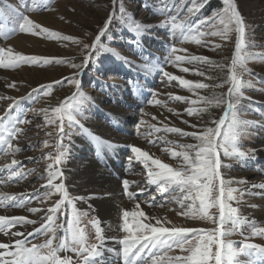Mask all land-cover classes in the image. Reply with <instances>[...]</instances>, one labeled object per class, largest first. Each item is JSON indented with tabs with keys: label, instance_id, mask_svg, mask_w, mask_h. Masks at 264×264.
Masks as SVG:
<instances>
[{
	"label": "snow or ice",
	"instance_id": "6c2138e0",
	"mask_svg": "<svg viewBox=\"0 0 264 264\" xmlns=\"http://www.w3.org/2000/svg\"><path fill=\"white\" fill-rule=\"evenodd\" d=\"M32 4L33 7L28 11L51 10L50 0H32ZM207 4L208 0H158L157 10L166 18L158 24H145L128 16L126 8L119 3V0H112L113 10L102 21L91 43L53 31L20 12H17L18 23L9 31H5V25L0 24V34L5 39L9 38L10 34L18 32L71 42L80 46L82 58V62L77 64L68 58L25 55L18 51L14 52L11 47L0 48V68L3 69H16L22 65L43 67L49 64H68L76 70L71 76H65L48 84H40L28 94L29 99L34 97L38 101L42 96L51 95L56 87L64 84L75 89L70 97L51 108V114L49 108L40 110L44 114L46 125L56 126L55 151L48 153V158L53 160V164L48 165L46 176L39 177L41 180H46V183L41 185L44 189L43 193L0 192V208H23L31 214L43 213L39 217L40 226L28 233L13 229L18 226L35 225L37 220L23 215L0 214V233L8 238V242H0V264H105L104 251H114V249H106V243L111 238L105 236L98 218L89 220L95 229L96 241L89 243L86 226H82V218L88 216V212H81L75 203L77 199L83 200L84 197L70 196L64 182V171L59 166L70 154V147H65L66 138L69 141L71 139L65 132V122L72 127H78L81 131L85 130L84 125L77 118L80 116L81 106L91 101L90 97L80 91L83 70L90 61L97 60L102 52L111 53L125 63H130L118 52L102 44V38L106 36L117 18L123 26L135 34L136 40L154 28L168 30L175 42L167 48L163 64L147 61L143 69L149 74L158 71L165 78L166 85L175 82L176 86L195 95V99H192L170 92L167 93L168 100H162L158 92L151 91L144 97L147 103L161 107H166L169 101L186 104L183 113L167 108L169 113L177 117L186 114L188 117L200 118L201 113L213 107L223 110L219 118L201 126L183 119L182 123L188 125L191 131L170 126L158 120L156 116H151V120L157 123H150L145 119L150 116L149 113L143 110L138 113L139 125L148 128L144 133L148 143L153 146L158 142L163 143L165 147L161 151L167 153L174 163L164 162L154 153L139 146H128L130 154L126 171L131 170L133 165H138L144 175L142 181L122 179V193L130 200H136L145 192L149 195L143 201L137 200L130 210L124 209L120 212L118 231L121 235L114 241L120 246L116 250L120 264H257L258 261L264 264V245L249 242L252 237L264 238V227H258L254 220L240 213L238 206H233L234 202L236 205L243 202L245 195L264 199V182L249 184L246 180L226 179L222 172L224 167L230 166L223 163L224 158L254 157L255 150L241 148L240 138L249 126V122L242 120L239 113L242 100L251 99L244 95V89L250 86V81L243 78L244 74L249 72L247 64L256 58L264 60V53L253 54L249 51L253 42L236 0H222L220 8L207 16L200 15ZM4 8L11 9V6L5 3ZM0 16H3V9H0ZM233 34H235L234 51L229 63H217L207 56L194 55L182 46L185 43H193L215 51L223 47V42L232 40ZM210 38H218L220 43ZM177 44L180 46L178 47ZM167 65L176 67L182 73L191 72L205 77L206 80H212L213 77L206 76L205 72L189 66L215 65L224 70L225 75L222 82L209 84L166 71ZM225 86L227 92H213L211 96L199 94V90L202 89H217ZM7 87L15 89L17 83L13 81ZM4 99L11 102L3 114H0V155L9 156L11 160L0 168V186L19 183L35 171V169H26L24 164L15 158L16 154L22 151L19 142L24 138L26 131L24 126L32 124V120L26 117L21 108V101L25 97L19 99L0 97V100ZM14 109H17L15 113ZM36 127L40 128L42 125L37 124ZM160 133L187 137L193 142L174 143L167 139V135ZM46 135L51 137L53 133L48 132ZM91 139L97 143L98 150L111 147L105 145L99 137L91 136ZM43 143L45 147L49 146L48 140ZM28 147L36 146L29 144ZM233 184L244 187L236 188ZM256 189L259 191H254ZM55 196L59 198L50 206L43 207ZM34 200L40 206H31ZM141 203L149 207H165L167 204L176 203L178 209L174 211L177 215L191 221L209 222L213 227H188L175 224L167 217L149 215L141 207ZM69 206L70 217L65 223L63 217L69 213ZM250 206L257 207V205ZM246 226L249 230L247 235L243 231ZM58 230L63 231L62 237H57ZM237 232L244 237L239 242V246L229 239ZM36 236L48 238L40 244L28 240V237ZM61 252L74 253L78 259L74 261L72 256L68 255L61 257ZM242 256L247 257V261L241 260Z\"/></svg>",
	"mask_w": 264,
	"mask_h": 264
},
{
	"label": "rangeland",
	"instance_id": "374dc122",
	"mask_svg": "<svg viewBox=\"0 0 264 264\" xmlns=\"http://www.w3.org/2000/svg\"><path fill=\"white\" fill-rule=\"evenodd\" d=\"M236 2L245 18L248 34L253 42L249 51L253 54L264 53V0H236ZM5 3L10 5L11 9L4 8ZM119 3L124 5L128 16L140 23L158 24L166 18L157 10L158 0H119ZM221 6L222 0H208L206 8L200 15L207 16ZM32 7V0H3L0 2V9H3L0 24L5 25V31H9L18 23L17 12H20L53 31L78 37L86 43H91L102 21L113 10L112 0H50L51 10L28 11ZM210 39L220 43L218 38ZM174 42L168 30L161 28L151 29L139 40H136L135 34L123 26L117 18L110 26L106 36L102 38V44L118 52L130 63H125L124 60L118 59L111 53L104 52L100 54L97 60L90 61L83 70L80 91L90 97L91 101L81 106L80 116L77 117L84 125L85 130L81 131L78 127H72L65 122V132L71 137L70 141L66 138L65 147H70L71 153L59 167L64 171V182L70 196L73 198L84 197L83 200L77 199L75 203L81 212H88V216L82 218V226H86L89 243L96 242L95 229L89 223L91 218H98L101 221L105 236L111 238L106 243V249L110 248L114 251H104L105 264L108 262L120 264V258L116 254V250L120 246L114 242L121 235L118 231L120 212L124 209L130 210L137 200L143 201L149 195L148 192H145L136 200H130L122 193V179L142 181L144 175L138 165H133L131 170L126 171L130 154L128 146H139L150 153H154L164 162L174 163L167 153L161 151L165 147L163 143L158 142L155 146L148 143L144 136L148 128L139 125L138 113L141 110L149 113L150 116L145 117V119L150 123H157V121L151 120V116H156L158 120L168 123L170 126L174 125L191 131L192 129L188 125L182 123L183 119H188L190 123L201 126L212 119L219 118L223 112L222 108L213 107L207 112L201 113L200 118L188 117L186 114L177 117L169 113L167 108L183 113L187 107L186 104L169 101L166 107H161L152 106L145 101L144 97L148 96L151 91L158 92L159 98L162 100H168L167 93L170 92L195 99L193 93L176 86L175 82L172 85H166L164 83L165 78L158 71L149 74L143 69V65L147 61L162 65L167 55V48ZM234 42L235 34H233L232 40L223 42V47L215 51L193 43H185L182 46L194 55L207 56L217 63H229L234 51ZM177 46L180 45L177 44ZM4 47H11L14 52L18 51L25 55L68 58L77 64L82 62L80 46L58 39L35 37L18 32L10 34L9 38L5 39L0 34V48ZM189 67H196L205 72L206 76H212L213 79L206 80L205 77L191 72L182 73L172 65H167L165 70L184 76L186 79L209 84L222 82L225 75V71L215 65H193ZM247 67L249 72L245 73L243 78L250 81V86L244 89V95L251 99L242 100L239 115L242 120L249 122V126L240 138V145L242 150H255V154L254 157L248 159L224 158L223 163L230 166L224 167L222 172L226 179L246 180L249 184H258L264 182V60L252 59L248 62ZM75 71L68 64H49L43 67L22 65L16 69L0 68V97H15L17 99L25 97L21 101V108L26 117L32 120L31 125L24 126L26 129L24 138H21L19 142L22 151L17 153L15 158L21 161L26 169H35L25 180L19 183L0 186V192L34 194L39 191L43 193L44 189L41 185L46 183V180H41L39 177L46 176L48 165L53 164V160L48 158V153L55 151L56 126L46 125L44 114L40 110L49 108L51 114V108L58 106L60 102L70 97L75 89L64 84L56 87L51 95L42 96L38 101L34 97L29 99L28 94L40 84H48L65 76H71ZM13 81L17 83V87L15 89L7 87ZM213 92H227V86L199 90V94L202 96H211ZM10 102L7 99L0 100V114H3ZM16 111L17 109L13 110L14 113ZM166 117L167 119H165ZM37 124L42 125V127L37 128ZM48 132H52L53 135L47 136L46 133ZM160 135H167V139L174 143L193 142L190 138L179 137L175 134L160 133ZM91 136L99 137L105 145H111V147L98 150L97 143L91 139ZM45 140L49 141L48 147L44 146L43 141ZM29 144L36 147L29 148ZM82 151L86 153L79 154ZM29 157L33 159L30 160ZM113 159H116L117 162H114ZM10 160L11 157L0 155V168L10 163ZM118 163L119 170L116 173L112 167ZM111 169L115 174L110 176ZM87 171L89 173H85ZM233 187L241 188L244 185L233 184ZM58 198V196L53 197L43 207L50 206ZM107 203H109V208L106 206ZM102 204L104 205L101 206ZM250 205H257V207ZM31 206L40 205L34 200ZM233 206H238L240 213L250 220H254L258 227H264V199L259 196L245 195L243 202L239 205L234 202ZM141 207L149 215L167 217L175 224H183L188 227H213L209 222L191 221L177 215L174 211L178 209L176 203L167 204L165 207H149L141 203ZM212 211L215 212V210ZM0 214L23 215L37 220L35 225L18 226L13 229V231L19 230L24 233L32 232L34 228L39 227V217L43 215V213H28L23 208H0ZM69 217L70 206L69 213L63 217L65 223ZM243 231L245 235L248 234L247 226ZM1 235L2 233H0ZM63 235L62 230L57 231L58 238ZM47 238L46 236H36L28 237V240L31 243L40 244ZM229 239L239 246V242L244 237L237 232L232 234ZM0 242H8V238L2 239L0 237ZM249 242L264 245V238L252 237ZM29 246L31 245L29 244ZM176 254H178V250H176ZM60 255L61 257L72 256L74 261L78 259L71 252H61ZM240 259L247 261L248 258L242 256ZM257 264L260 262L258 261Z\"/></svg>",
	"mask_w": 264,
	"mask_h": 264
},
{
	"label": "bare ground",
	"instance_id": "6f19581e",
	"mask_svg": "<svg viewBox=\"0 0 264 264\" xmlns=\"http://www.w3.org/2000/svg\"><path fill=\"white\" fill-rule=\"evenodd\" d=\"M72 150H74V149H72ZM70 153H71V151H70ZM84 153H86L85 151H82V152H80L79 154H84ZM115 169V171H117L118 169H119V166L117 165V167H115V168H113V170ZM85 173H89V171H87V172H85ZM111 175H113V172H112V174ZM104 204H102L101 206H103ZM106 206L109 208V203H107L106 204ZM175 218V217H174ZM177 219V218H176ZM2 239H5V238H7V237H5L3 234L0 236Z\"/></svg>",
	"mask_w": 264,
	"mask_h": 264
}]
</instances>
